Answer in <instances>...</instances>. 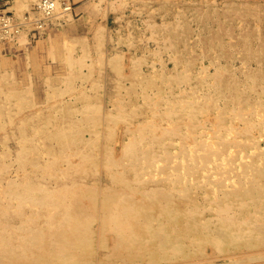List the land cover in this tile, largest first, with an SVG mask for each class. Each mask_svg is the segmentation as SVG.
I'll return each instance as SVG.
<instances>
[{"label":"bare ground","instance_id":"1","mask_svg":"<svg viewBox=\"0 0 264 264\" xmlns=\"http://www.w3.org/2000/svg\"><path fill=\"white\" fill-rule=\"evenodd\" d=\"M98 1L86 0L79 8L84 13L80 24L94 18L89 29L99 35L96 49L108 42L103 38L107 24L95 21ZM116 1L108 0L100 9L104 13ZM14 2L17 14L0 12V49L8 43L22 45L34 28L45 33L51 25H62L60 18L68 22L73 13L62 0H36L38 4L27 12L22 9L27 0ZM86 40L81 36L63 40L58 55L65 57L69 68L88 57L103 63L106 52L94 56L92 43ZM56 41H49L51 49ZM124 54L119 50L106 60L119 80L134 77L132 84L141 87L138 92H143V104L150 110L139 113L142 103L129 100L127 94L106 109V103L86 92L90 86H77L74 74V78L64 74L65 91L76 94L83 104L62 110L52 103L55 114L68 121L46 136L55 138L59 149H48L45 135L36 138L42 132L35 127L30 138L21 135L17 160L23 168L6 176H2L6 164L0 168V264H142L146 256L147 264H206V258L195 259L187 252L204 253L206 246L216 254L227 253L226 264H264V99L243 102L240 93L225 96L221 67L213 72L215 78L211 76L217 94L190 96L185 87L166 95L161 85L153 91L160 80L171 77L180 87L190 81V73L183 69L156 75L154 66L153 75L147 76L138 72L141 62L125 73ZM90 85L100 84L93 80ZM89 163L93 173L105 170L106 184L103 177H74L72 171H83Z\"/></svg>","mask_w":264,"mask_h":264},{"label":"rangeland","instance_id":"2","mask_svg":"<svg viewBox=\"0 0 264 264\" xmlns=\"http://www.w3.org/2000/svg\"><path fill=\"white\" fill-rule=\"evenodd\" d=\"M14 1L15 0H0V12L7 9V11L11 12V15L12 13L17 14V10L14 7V3L16 2ZM35 1L36 0H27L25 5H23L25 8L22 7L24 12H27V10L33 6L35 7L38 4V2ZM62 1L67 7H73V13L68 22L65 23V20L60 18L64 21L61 23L62 25H51L50 27H47L49 32L46 31L45 33H41L39 29L34 28L31 35H29L27 42L24 44L21 42L22 45L8 43L1 46L0 111L2 114L0 119L2 122H0V168L4 167V164H6L7 167L4 169L5 174L2 176H6L9 171H13L12 174L16 175L18 169L21 170L23 168L21 163L17 160L18 150L21 149L20 146L23 144H21L20 141L24 140L21 135L24 133H26V135L30 134V138L35 127H38V132H42L38 133L36 138H39L40 135L41 137L45 135L46 146L48 149L50 148L54 151L59 149V144L56 139L51 138L49 140L46 136L49 134L50 129L54 134L57 130V128L55 129L57 125H67V118L65 116L56 115L52 103L56 102L58 107H61L62 110L83 104V100H80L78 97L76 98V94L65 91L68 87V81L66 80L64 84L63 80L66 78L64 74L71 76L74 74L77 78V81L75 82V85L77 86H90L89 90H86V92L88 91V94L93 97V100H100L106 103V109L113 108L111 103H114L116 99V101H118L119 96L126 97L128 95L126 98L129 100L134 102L139 101L140 104L142 103L143 108L140 105V111L138 110L139 113L150 110V105L143 104V92H138L142 90L141 87L138 86L137 88L136 85L135 87L132 84L134 77L127 75L122 80H119L116 69L106 60V57L111 58L110 56L114 55V53L119 50L122 51V53H125V66L128 65V68H126L127 66L124 68L125 73H129L132 68H134V64L136 63L139 65L140 62L141 67H138V72L140 70V74L145 73L147 76H150L149 74L153 75L155 71L157 72L156 75H171L176 74V72L183 69L190 73V81L187 83H181L182 86L180 85V87L176 78L171 77L172 79L170 80L168 78L160 80V83H157L153 91L155 89L158 90L161 85V88L165 89L164 94L166 95H172L173 92L185 87L190 96L193 93L201 96V94H206V92L208 94L209 92L217 94L216 85L214 84L212 87L210 84L211 76L212 78H215L213 72L221 67V70L223 71L221 86L225 92L223 93L225 96L228 95L232 97L240 93L243 102H247V100L252 101L257 98L264 99V0H127L128 2L126 3L128 5H125L124 3L126 0H117L115 6L106 11L107 13H103V10H101L100 7L104 6L103 4L108 0H100L101 2L96 0L100 3V5L98 4L100 7H97L98 11L96 9L94 10L97 12L95 21L96 19L99 20V22L102 20L100 23L107 24V33L105 34L107 37L103 36V38H108V42H105V45L101 44L100 49H96L97 47H95L98 46L97 36L99 35L94 33L96 30L94 31L92 29L90 31L89 29V25L94 22V18H88L84 23H79L82 20V16H84L83 10L79 8L86 0ZM120 1L124 4H122V2L120 3ZM27 5L28 7H26ZM118 5H120V7ZM115 9H118L117 12ZM19 10L18 13L21 14L22 11L21 9ZM149 14H152L153 16H149ZM101 16H103L104 19L103 17L101 18ZM107 34H110V36ZM70 36H81L89 39V42L86 41L89 45L92 43V53L94 56L100 51L106 52V57H103V63H100V58L96 60V57H88L83 62L75 64L73 67L69 68L64 59L65 57L58 55V53H61L63 50L61 49L63 40L65 41V38ZM148 37L150 38L149 40ZM56 39L58 41H56L53 49H51L49 41H54ZM77 43L78 42H76V45ZM81 46H83V44H81ZM59 48L60 50H58ZM142 54H144V56ZM166 54L169 56L167 57ZM159 62L160 64H157ZM98 63L100 64L99 66ZM154 66L156 67L155 71V68H153ZM80 74L82 77L79 76ZM1 76L4 77L2 78ZM44 77L46 78L44 79ZM93 80H96V82L98 81L100 85L97 87L90 85ZM149 80L151 79L149 78ZM47 82L49 83L47 84ZM191 83H193V85ZM18 84L20 85L18 86ZM121 84H126L128 88L123 87L122 89L124 90H122L120 87ZM129 87H135L136 90L132 88L133 91L129 89ZM59 88L60 90H58ZM148 88L150 91L152 90V88ZM148 88H144V92L148 91ZM229 88L233 89V91L230 92ZM118 89L119 91H117ZM54 90L57 91V93H54ZM11 91L16 93L13 92L14 94H12ZM103 91H105V93ZM199 92L202 93L200 94ZM14 95L15 97H13ZM69 95L72 96L70 97ZM24 97L28 98V100L24 99ZM58 98L60 100H58ZM188 98L189 96L187 99ZM220 98L222 99V96H220ZM219 103L224 105L222 101H219ZM25 104L28 106H24ZM129 104L128 101L126 105L128 106ZM21 107H24L25 109H22ZM15 109L19 110L16 111ZM40 113L43 114V116ZM135 120L136 119H134V121ZM47 126H50L49 129ZM6 139L10 140L7 141ZM261 142L263 143L264 140H261ZM44 150H46V147ZM47 157H51V155H48ZM28 165L26 167H28ZM71 171L72 169H69L68 173ZM104 172L105 170H102L100 172L101 174L93 173L91 163H89L83 171H72L75 178L79 177L86 180H95L103 177L102 182L106 184L108 177L104 175ZM210 248L212 252L214 251L213 253L210 251ZM187 252L189 256L197 257L195 259L206 258L210 264H226L224 257L227 253L216 254L218 252L209 246H206L204 253H198V251ZM206 253H209L210 256ZM221 254V258L215 257V255ZM146 258L142 261V264H147L149 257L146 256ZM190 259L192 258L190 257ZM208 261L207 263L209 264Z\"/></svg>","mask_w":264,"mask_h":264}]
</instances>
